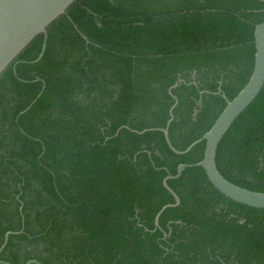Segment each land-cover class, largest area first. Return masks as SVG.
<instances>
[{
  "label": "trees",
  "instance_id": "16d2710c",
  "mask_svg": "<svg viewBox=\"0 0 264 264\" xmlns=\"http://www.w3.org/2000/svg\"><path fill=\"white\" fill-rule=\"evenodd\" d=\"M261 23L264 0L70 6L43 58L34 62L40 35L0 78V248L23 230L0 260L264 264V209L226 198L200 167L168 181L181 203L155 224L175 203L164 179L206 148H170L160 129L171 108L169 137L185 151L247 84ZM217 166L264 193V88L224 136Z\"/></svg>",
  "mask_w": 264,
  "mask_h": 264
},
{
  "label": "water",
  "instance_id": "95a60500",
  "mask_svg": "<svg viewBox=\"0 0 264 264\" xmlns=\"http://www.w3.org/2000/svg\"><path fill=\"white\" fill-rule=\"evenodd\" d=\"M77 0H0V78L4 72L15 62L18 56L40 35H44V43L39 58L40 61L46 51L48 40V28L61 16L67 14V10ZM254 42L256 47L255 64L251 77L245 87L232 100L220 114L212 128L199 140L192 143L185 151H179L171 143L169 137V124L173 121V109L171 108L170 120L165 129H160L164 134L170 148L178 155L189 153L197 144L206 143L203 160L196 164H180L175 175H168L164 181V187L175 198L174 204L164 206L156 216V227H159V219L162 213L168 209L177 207L181 201L175 191L168 185L169 180L181 178L183 172L188 168H202L211 184L226 198L251 208L264 209V193L251 191L240 187L227 180L217 166V152L219 146L235 121L255 101L264 88V23L255 26ZM14 65V72L16 67ZM178 84L173 86L176 87ZM31 107V106H30ZM30 107L27 109L29 110ZM26 110V111H27ZM26 111L22 112L25 113ZM143 132H138L143 134ZM20 232H8L0 253L7 246L10 235ZM0 264H11L0 260ZM26 264H43L38 260H30Z\"/></svg>",
  "mask_w": 264,
  "mask_h": 264
}]
</instances>
